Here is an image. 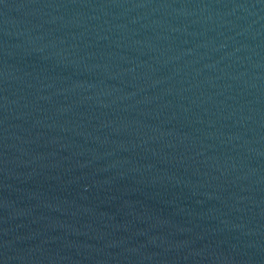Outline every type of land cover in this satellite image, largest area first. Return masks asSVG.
Returning a JSON list of instances; mask_svg holds the SVG:
<instances>
[{
	"label": "water",
	"instance_id": "obj_1",
	"mask_svg": "<svg viewBox=\"0 0 264 264\" xmlns=\"http://www.w3.org/2000/svg\"><path fill=\"white\" fill-rule=\"evenodd\" d=\"M0 264H264V0H0Z\"/></svg>",
	"mask_w": 264,
	"mask_h": 264
}]
</instances>
